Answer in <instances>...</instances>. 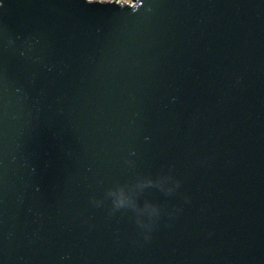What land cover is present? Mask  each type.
<instances>
[{
	"label": "water",
	"instance_id": "1",
	"mask_svg": "<svg viewBox=\"0 0 264 264\" xmlns=\"http://www.w3.org/2000/svg\"><path fill=\"white\" fill-rule=\"evenodd\" d=\"M0 264H264V0H0Z\"/></svg>",
	"mask_w": 264,
	"mask_h": 264
},
{
	"label": "clouds",
	"instance_id": "2",
	"mask_svg": "<svg viewBox=\"0 0 264 264\" xmlns=\"http://www.w3.org/2000/svg\"><path fill=\"white\" fill-rule=\"evenodd\" d=\"M169 177L172 179V177L169 175ZM136 184V183H135ZM132 185H117L114 188H111L107 192V197L111 198L112 201V213L114 214L116 211H119L121 209H127L131 210L135 213L136 217V223L137 225L143 229L147 230L148 232H151L153 228L158 224L159 219L162 215V206L153 204L151 202L146 201L143 206H141L138 202L139 196L142 194L143 190L149 187H158L162 189L161 187L155 185L152 180H148L147 183L143 184L141 186V189L139 192L134 193L133 195H126L125 189L131 187ZM175 187H180V182L176 181ZM165 190V189H162ZM168 194H171L174 189L168 188L165 190ZM95 203H103V201H95ZM144 206H151L154 208V211L150 213L147 216V220L141 218V211L142 207ZM150 238V237H149Z\"/></svg>",
	"mask_w": 264,
	"mask_h": 264
},
{
	"label": "bare ground",
	"instance_id": "3",
	"mask_svg": "<svg viewBox=\"0 0 264 264\" xmlns=\"http://www.w3.org/2000/svg\"><path fill=\"white\" fill-rule=\"evenodd\" d=\"M88 1H94V0H88ZM101 1H113V0H101ZM119 3H127V4H131V3H128V2H120L119 0H117Z\"/></svg>",
	"mask_w": 264,
	"mask_h": 264
},
{
	"label": "rangeland",
	"instance_id": "4",
	"mask_svg": "<svg viewBox=\"0 0 264 264\" xmlns=\"http://www.w3.org/2000/svg\"><path fill=\"white\" fill-rule=\"evenodd\" d=\"M120 2H128V3H132L133 0H119Z\"/></svg>",
	"mask_w": 264,
	"mask_h": 264
}]
</instances>
